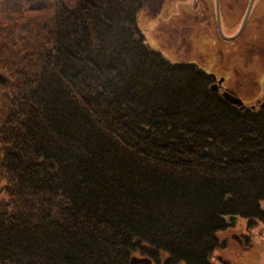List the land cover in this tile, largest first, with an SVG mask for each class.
Here are the masks:
<instances>
[{
  "label": "trees",
  "instance_id": "obj_1",
  "mask_svg": "<svg viewBox=\"0 0 264 264\" xmlns=\"http://www.w3.org/2000/svg\"><path fill=\"white\" fill-rule=\"evenodd\" d=\"M16 1L0 0V264H214L231 218L264 221V110L148 47L139 15L161 0Z\"/></svg>",
  "mask_w": 264,
  "mask_h": 264
},
{
  "label": "flooded vegetation",
  "instance_id": "obj_2",
  "mask_svg": "<svg viewBox=\"0 0 264 264\" xmlns=\"http://www.w3.org/2000/svg\"><path fill=\"white\" fill-rule=\"evenodd\" d=\"M213 4L212 15L215 18V27L219 30L217 22V5L222 30H242L241 35L234 39L240 40L245 30H249L247 35L236 42L237 48L232 53L220 51L219 59L213 64V70L206 67L210 62L205 59V53L201 54L203 61H199L201 68L196 67L209 76L212 80L211 88L220 96L228 93L232 99H238L245 109L255 111L264 110V0H254L250 14L245 22V17L249 4L252 0H211ZM206 6L207 1H203ZM208 9V7H207ZM207 10L202 13L186 15V30L208 29L210 25ZM245 22V24H244ZM201 27V28H200ZM232 41V40H231ZM235 43V44H236ZM236 45V46H237ZM236 54V55H234ZM227 95V94H226ZM235 105V104H233ZM239 105H237L238 107ZM251 235L235 236L234 242L238 245L249 244L247 251L243 250L246 260L238 264H264V221L258 222L254 227H249ZM241 258L240 254H236ZM221 264H233L227 258Z\"/></svg>",
  "mask_w": 264,
  "mask_h": 264
},
{
  "label": "rangeland",
  "instance_id": "obj_3",
  "mask_svg": "<svg viewBox=\"0 0 264 264\" xmlns=\"http://www.w3.org/2000/svg\"><path fill=\"white\" fill-rule=\"evenodd\" d=\"M22 1L17 0L16 4H20ZM161 1L160 13L153 18H148L145 12H143V16L140 13L139 23L148 44L172 62L197 64L199 61H203L200 55L205 53V59L210 62V66L208 65L206 68L213 70V64L217 62V59L220 60L218 53L220 51L232 53L234 48L241 45L240 43L237 45L236 42L241 41L249 32V30H245L240 40L228 41L226 38L234 36L238 30H232L230 28L229 30H223V35L219 33L214 26L215 18L212 15L213 4L211 0ZM203 1H207L208 5L206 6ZM205 10L208 12L206 16H208L210 22L208 29L186 30V15L200 14ZM25 15L29 16V13H25ZM35 15L36 13H34ZM199 67L201 68L202 66L199 65ZM251 234L252 232L249 230L247 221L242 218L238 219V222L236 221L235 225L230 226L228 231L220 234L221 239L225 241V249L217 250L213 258V263L221 264L226 258L233 264H238L246 260V255L243 253V250L247 251L249 244L238 245L234 240L235 236L242 237ZM237 253L240 254L241 258L236 255ZM134 256L140 257L142 255L136 253ZM166 258L167 255L162 252L160 263L155 262L153 264H165L164 261ZM251 259L248 258L246 262L249 263ZM259 264H262V262Z\"/></svg>",
  "mask_w": 264,
  "mask_h": 264
},
{
  "label": "water",
  "instance_id": "obj_4",
  "mask_svg": "<svg viewBox=\"0 0 264 264\" xmlns=\"http://www.w3.org/2000/svg\"><path fill=\"white\" fill-rule=\"evenodd\" d=\"M253 1L254 0H252L250 2V4H249L248 10H247V14H246V17H245V22H246L249 14H250ZM217 20H218L219 32H220V34L223 35V30H222L221 23H220L219 4L217 5ZM245 22H244V24H245ZM242 31H243V29L239 30V32H238V34L236 36L229 37V38H226V39L229 40V41L234 40V39L238 38L241 35ZM148 47L150 48V45H148ZM192 66H196V65L192 64ZM224 96H225V98L227 100L231 101L233 104L242 105V103L240 104V101L238 99H235V98L232 99V97H230V96H228L226 94ZM230 220H231V223H233V224L235 223V219L234 218H231ZM131 264H151V261L147 260V259H140V258H137V257H133L132 260H131Z\"/></svg>",
  "mask_w": 264,
  "mask_h": 264
},
{
  "label": "bare ground",
  "instance_id": "obj_5",
  "mask_svg": "<svg viewBox=\"0 0 264 264\" xmlns=\"http://www.w3.org/2000/svg\"><path fill=\"white\" fill-rule=\"evenodd\" d=\"M214 90V89H213ZM215 91V90H214Z\"/></svg>",
  "mask_w": 264,
  "mask_h": 264
}]
</instances>
